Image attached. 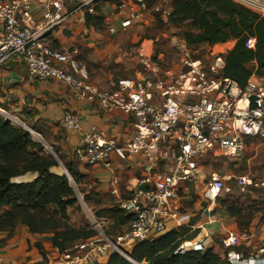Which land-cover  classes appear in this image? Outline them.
<instances>
[{"label": "built area", "instance_id": "2783aa9c", "mask_svg": "<svg viewBox=\"0 0 264 264\" xmlns=\"http://www.w3.org/2000/svg\"><path fill=\"white\" fill-rule=\"evenodd\" d=\"M97 1L0 0V67L18 61L25 65L30 79L64 84L75 100L94 103L104 113L120 112L130 126L123 143L92 126L72 152V160L79 165L111 172L108 194L131 218L127 229L111 239L104 233L102 222L89 214L96 235L81 242L88 248L84 256L66 251L47 264L98 263L113 254L130 261L131 253L142 243L183 228L189 229L186 235L193 237L181 242L174 254L204 252L209 233L202 225H190L191 215L183 210V197L198 191L212 206L218 198L233 193L229 176L213 172L206 177L200 162L213 151L229 153L230 160L237 161L246 152L247 141L264 142V77L252 74L241 88L223 76L224 51L214 53L207 47L200 55L182 39L170 40L169 51H155L161 41L154 37L149 47L140 45L136 49L140 71L119 79L108 90H99L77 59V49L58 51L48 41V36L73 16L67 10L70 2L80 9L89 7L92 12ZM226 1L264 18V0ZM117 3L113 9L115 21L120 30L127 31L134 25L147 24L155 16L166 24L173 0ZM36 6H40L39 11ZM107 30L111 35L116 32L113 25ZM62 123L67 130H80L78 116L68 111L63 113ZM113 159L123 163L141 161L143 173L122 192L113 173ZM236 189L240 195L264 194V180L241 179ZM221 242L229 264H264V246L245 257L237 250L238 234L229 232Z\"/></svg>", "mask_w": 264, "mask_h": 264}, {"label": "trees", "instance_id": "16d2710c", "mask_svg": "<svg viewBox=\"0 0 264 264\" xmlns=\"http://www.w3.org/2000/svg\"><path fill=\"white\" fill-rule=\"evenodd\" d=\"M93 11L99 12L97 8ZM84 22L87 27L100 29L103 17L86 12ZM168 22L176 28L184 24L190 27L189 31L181 33V39L189 47H212L233 41L232 49L223 55V76L235 81L241 88L252 74L264 77V18L226 0H173ZM250 40L252 43L248 46ZM10 122L0 119V233H6L7 239H10L16 227L20 226L31 235H48V243L59 254L78 242L94 237L95 232L85 226L76 228L70 224L68 209L77 204V197L65 176L51 172L58 167L57 161L45 154L42 146L28 132ZM29 128L43 137L38 129ZM53 151L75 186L86 178L78 171L77 162L66 160L54 147ZM25 175L37 177L29 182H13ZM85 196V203L94 200ZM220 198L216 200L218 205L243 228L249 227L253 214H257L259 222L264 225V200H252L243 207L238 203L227 205ZM106 216L112 222L110 231L115 235L123 233L116 229L123 227L126 230L131 221L116 204L106 211ZM180 231L142 243L133 250L131 259L137 264H229L211 249L175 255L174 251L187 236ZM108 233L105 234L108 236ZM105 264L134 263L113 254Z\"/></svg>", "mask_w": 264, "mask_h": 264}, {"label": "crops", "instance_id": "0c3cea01", "mask_svg": "<svg viewBox=\"0 0 264 264\" xmlns=\"http://www.w3.org/2000/svg\"><path fill=\"white\" fill-rule=\"evenodd\" d=\"M41 8L43 7L41 6ZM36 9L39 11L40 6H36ZM67 10L72 11L73 16L68 23L61 28H57L48 36L51 47L58 51L77 49V59L85 65L90 82L99 90H108L119 79L133 77L138 65L135 55L136 49L140 45L149 47L152 38L137 41L136 36L129 32L130 30H120L115 18L108 16H103V25L100 29H95L92 26L87 27L84 22L86 12L101 16L99 12L95 13L93 11L94 8L91 12L89 7L80 9L76 3L70 2L67 5ZM108 25L115 27V34L108 33ZM1 31L2 27L0 25ZM130 35H132L131 40ZM126 38L130 40L131 44H134L133 48L130 49L124 46L123 40H126ZM228 44L230 48L227 51H229L234 45L232 41L212 47L201 46L214 49ZM0 111H2L0 113L2 117L3 113L13 115L9 116V121L14 120L13 123L17 125L22 124L17 119L20 118L28 123L30 127L38 129L45 136L47 143L56 148L69 161H72L73 150L79 145L83 134L90 127L95 126L98 130L104 132L107 137L114 138L119 143L126 141L130 128L128 118L124 114L120 112L104 113L94 103L77 101L64 84L51 80L38 81L30 79L25 65L18 61L0 67ZM65 111L78 116L80 130L71 131L63 126L62 116ZM33 136L36 135L33 134ZM112 163L113 173L119 179V189H125L131 181L140 177L143 173L141 161L133 159L123 163L113 159ZM78 171L99 184L98 192L100 194L102 193L114 200L108 194L111 172L100 167L90 168L82 165L78 166ZM213 205L215 207L211 210V206L205 209L194 204L192 211L195 213L191 215L190 225L196 228L200 225L205 227L208 219L214 221L216 218L217 221L216 214L210 218V212H214L217 207L215 204ZM203 210L205 212L202 217ZM221 211L223 212L221 216L227 215L224 209H221ZM236 228L237 225L233 224V232H231H237ZM42 236L31 235L25 228L20 226L15 229L10 239H7L6 233H0L1 263L45 264L43 258L48 259V257L55 254L60 255L56 249L51 247L48 239L43 240L44 242L38 245ZM249 237L253 242L264 241V225L260 224L257 228H249ZM210 248L214 254L224 258L223 248H218V251L212 249V247ZM255 251L249 248L243 252L246 256H249ZM106 261L101 260L97 264H105Z\"/></svg>", "mask_w": 264, "mask_h": 264}, {"label": "rangeland", "instance_id": "374dc122", "mask_svg": "<svg viewBox=\"0 0 264 264\" xmlns=\"http://www.w3.org/2000/svg\"><path fill=\"white\" fill-rule=\"evenodd\" d=\"M117 4H118L117 0H99L94 3L92 8H97L102 17L108 16V17L114 18L117 16V14L116 12H114L113 9ZM129 30H130L129 32H131L132 35L136 36L137 41L148 40V39L154 38L153 36L159 37L162 47H160V43H159L156 45V47H154V50L157 51V50L163 49L165 51H169L168 43L170 42V40L171 42L173 40H180L181 33L183 31H189L190 27L184 24L180 28H176L173 25H171L170 22L166 24L165 23L162 24L161 21L158 19V17L155 16L151 18V20L149 19L147 21V24L143 23L139 25H134ZM132 35H130V40H131ZM130 40H127L126 38V40H123V42L125 44L124 45L125 47H128L131 49L134 47L133 46L134 44H131ZM229 48H230V45L228 44V45H225L224 47H215L213 51L214 53L219 52V51H224L226 53L227 49ZM196 49L198 53L202 55L206 53L207 47L199 46V47H196ZM192 50H194V48H192ZM167 58L170 59L171 58L170 55H167ZM136 69L139 71L141 70L139 65H137ZM1 112L2 111H0V113ZM10 116H13V115H10ZM0 119L6 120L4 115L2 117L1 114H0ZM17 119L21 121L22 124L24 123L27 127H30V125L22 121V119L20 118H17ZM10 121L9 122L12 125L17 126V127L19 126V125H16L15 123H12V122H15L14 120H10ZM37 135L41 137L39 133H37ZM42 136L44 138L43 137L41 138L47 143L45 136L43 134ZM31 137L33 138L35 142L38 143V141L33 135ZM47 144L53 149L52 145H50L49 143ZM42 148H43L44 153L48 154L46 149L44 147ZM200 163L203 166L206 177L210 173H213V172L227 175L230 177L228 184L230 185L231 188H233V193L228 198H225V199L220 198V201H225L227 205H232V203H238L239 205L246 207L248 203L252 200H255V201L264 200V194L262 192H257L256 196H250V195L248 196V195L238 194L237 189H236V184L241 179H252V180L263 179L264 180V142L260 140L247 141L246 152L237 161H231L229 153L222 154L218 151H213L210 153L209 156L204 157ZM57 168L53 169L51 172L58 174L59 169L57 170ZM27 177H28L27 180L29 181L34 178V176L32 175H29ZM98 185L99 184L95 180L90 179L87 176L84 180H81L78 182V185H76V189L78 190L77 192L80 194V197L82 198V200L84 199L85 195H86L85 197H89L90 199H94V200L87 201V203L83 201V204H82L77 199V204L68 209L69 221H70V224H72L76 228L85 226L88 230L92 231L90 223H89L90 222L89 214H92L98 222H102L101 227L104 233H108V231H110L113 228V225H112L111 220L106 216V211L110 209L114 204H113V200L110 199L108 196L102 193L98 194ZM91 189L93 190V193H91ZM182 203L184 204V209L187 210L186 212H188L190 215H193L195 213L194 211H192L194 204H197L201 208H205V209H208L210 207L207 203L203 201L202 196L198 191L197 192L192 191L189 195L184 196ZM214 204L217 207L215 208L214 213L210 212V218H212V216L216 214L217 221H216V218L214 219V221L213 219L212 220L210 219V221L208 219L209 222L207 221L206 223L207 226H205V229L209 230L208 231L209 236L206 241V247H207L206 249H209V247H212V249H215L216 251H218V248L222 249L223 245H222L221 240L225 237V235H227V233L232 231L233 224L237 225V228H236L237 232H234V233L240 236V246L238 247L237 250L241 252L242 254H244L245 257H248V256H246V254L243 252L244 250H248L250 248L253 251L259 248L260 246L264 245V241L253 242L252 239L249 237V228L251 227L257 228L261 224L259 222V216L257 214H253L254 219L252 220L249 227L243 228L235 219L230 218L228 215L221 216L223 212L221 211L222 208L218 205L219 201H216ZM214 207L215 206L212 205L210 207L211 210ZM227 216L233 220H230ZM116 230L118 232L119 231L124 232L125 228L122 227ZM111 231L108 233V236L111 239H115L117 236L120 235V233L117 235L112 234ZM181 231H183V234H185L189 231V229L183 228L181 229ZM191 236L193 235H188L184 237L182 242L189 241L192 238ZM47 239H48V235H43L40 242H38V245H40ZM87 251H88V248H85L83 245H81V243L78 242L71 249H69L67 253L70 255H77L79 257H82ZM58 256L59 255L55 254L54 256L48 257V259L43 258V261L46 262L45 264H47V262L49 261H54ZM96 263L97 262L95 261H92V263H90V261H86L85 264H96Z\"/></svg>", "mask_w": 264, "mask_h": 264}, {"label": "water", "instance_id": "95a60500", "mask_svg": "<svg viewBox=\"0 0 264 264\" xmlns=\"http://www.w3.org/2000/svg\"><path fill=\"white\" fill-rule=\"evenodd\" d=\"M3 114H4V117L6 119L5 121L9 122V119H10L9 116L10 115L5 114V113H3ZM18 127L21 128V129H23V130H25L29 134L36 135L35 138L38 141V143L41 144L42 147H44L46 149L47 153L49 155H51L57 161V163H58V169H59V173L57 175H59V176H65L67 178L68 183H69L70 187L74 190L77 199L79 200V202H81L83 204V200L80 197V194L77 192L76 186L73 183L71 176L69 175L67 169L61 163V161L59 160V158L57 157V155L55 154V152L53 151V149L41 137H39L36 133H34V131H32L29 127L25 126L24 124H20ZM27 176H29V175H25L23 177H19V178H17L16 181H13V182L14 183L29 182V180H27V178H28ZM36 177H37V175H35L33 179H35ZM129 259H130V261L132 260L131 258H129ZM131 262L134 263V264H137L133 260Z\"/></svg>", "mask_w": 264, "mask_h": 264}, {"label": "bare ground", "instance_id": "6f19581e", "mask_svg": "<svg viewBox=\"0 0 264 264\" xmlns=\"http://www.w3.org/2000/svg\"><path fill=\"white\" fill-rule=\"evenodd\" d=\"M57 170H58V168H57ZM74 191V190H73Z\"/></svg>", "mask_w": 264, "mask_h": 264}]
</instances>
